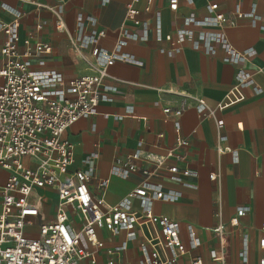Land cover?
<instances>
[{"label": "built area", "instance_id": "1", "mask_svg": "<svg viewBox=\"0 0 264 264\" xmlns=\"http://www.w3.org/2000/svg\"><path fill=\"white\" fill-rule=\"evenodd\" d=\"M22 1L44 6L34 0ZM109 1L101 3L106 5ZM140 1L126 3L125 19L140 27L141 32L122 25L112 50L99 44L107 30L100 26L98 17L83 12L77 15L76 33L70 36L71 48L86 63L89 72L73 78L46 66L47 56L54 51L51 43L33 42L27 37L21 44L19 30L24 13L1 4L13 19L0 18V33L5 35L3 40L0 38V264H208L203 253L193 254L205 246L198 229L188 225L186 242L179 222L154 208L158 201L177 202L182 193L165 190L151 179L153 175L162 171L174 181L196 186L185 181L191 174L188 168L165 165L167 158L183 161L186 155L169 151L166 158L147 157L155 162L152 169L140 165V150L116 157L111 175L128 179L141 173L143 178L115 204L93 194L92 179H97L103 190L110 182L109 177H96V166L92 165L90 170L71 168L76 155L67 136L69 130L82 117L100 113L101 104L109 100L108 93L118 90L105 83L107 68L116 61L143 65L135 55L124 51L131 41L149 40V21L139 18ZM154 1L148 0L144 11L149 12ZM179 4L180 0H169L174 11ZM256 6L244 12L237 5L235 16H228L220 10L218 2H208L204 17L193 18L191 26L184 25L167 34L162 30L161 13H155L157 39L173 42L171 48H162V52L172 56L189 46L215 56L221 49L223 61L237 67L236 83L227 93L226 101L217 107L209 106L202 97L175 92L183 96L181 104L165 107L163 111L166 115L174 114L177 132L181 129L179 117L186 109L193 107L223 127L225 120L217 116L218 110L243 101L244 89L262 93L254 73L244 66L256 55V49L235 48L225 32L226 26L247 19L252 27L264 33V16L257 12ZM48 8L55 14L56 29L67 30L63 18L65 4L60 2ZM37 28L43 29L44 23L39 22ZM127 112L133 113V107L128 106ZM219 139L224 141L227 136L221 134ZM100 143L98 134L95 144ZM177 144L181 147L189 142L178 138ZM226 151L230 149L219 148L221 153ZM26 157L36 161V167L25 166L22 160ZM88 158L95 162L99 152L94 151ZM210 177L214 179L217 174L211 173ZM244 212L243 208L238 209L231 224L239 225ZM33 227L38 228L37 237L26 235L27 229ZM204 230L218 239L217 246L208 249V257L219 264H228L229 234L225 224L220 222ZM258 246L261 252L257 264H264V223ZM251 252L250 236L243 234L238 251L240 264H252Z\"/></svg>", "mask_w": 264, "mask_h": 264}, {"label": "crops", "instance_id": "2", "mask_svg": "<svg viewBox=\"0 0 264 264\" xmlns=\"http://www.w3.org/2000/svg\"><path fill=\"white\" fill-rule=\"evenodd\" d=\"M39 6L22 0H0L20 9L24 15L19 30L20 41L31 37L33 42L46 41L52 44L54 51L46 58V66L62 71L67 78L84 75L89 72L86 63L71 48L70 36L76 33V19L81 12L94 14L100 26L107 30L106 37L99 44L112 50L116 44L122 25L141 32L140 27L125 19L126 3L130 0H110L102 5V0H34ZM218 2L220 10L228 16H235L236 6L250 12L256 4L257 12L264 16V0H193L188 3L180 0L177 11L170 9L169 0H155L149 12L144 11L148 0H141L137 7L142 9L139 18L150 24L147 42L131 41L124 51L141 61L136 65L116 61L107 68L105 83L117 87V91L108 93L109 100L101 104V112L87 115L77 121L67 136L75 147V162L72 169L94 171L96 177H109L105 190L98 187V180L90 181V188L96 197L104 198L115 204L121 200L142 178L141 173L122 179L110 174L116 157L126 156L140 150V165L150 169L155 162L148 158H166L169 151L186 155L178 161L171 157L165 165L178 164L188 168L191 174L185 181L196 186L190 187L183 182L174 181L160 174L151 179L165 190L175 189L182 193L177 202H155L157 213L169 215L181 226V236L188 241L189 224L198 229L205 246L193 254L203 253L208 264L212 261L207 251L217 246L218 239L204 229L220 222L225 224L229 240L228 264H240L238 251L243 234H249L251 243V263H258L260 249L258 237L264 223V33L252 27L247 19L237 25H228L225 32L230 43L239 50L253 47L256 55L245 63V67L254 73L256 83L262 93L255 94L252 89L243 90L244 100L223 110L217 111L224 118L223 127L216 121L200 114L195 108L186 109L179 117L180 132L175 130L173 113L166 115L165 107L179 106L183 96L189 93L202 97L211 107H217L226 101V95L236 83L237 67L223 61L224 51L219 49L212 56L187 46L182 52L170 56L161 49H169L173 42L158 40L155 34V13H161L164 34L174 33L178 27L191 26L193 18H202L207 14L206 4ZM60 2L65 4L63 14L67 30L59 31L55 27V14L48 6ZM0 18L11 21L13 15L0 7ZM44 23L39 30L37 24ZM0 38H5L0 33ZM128 106L133 113H128ZM120 115L118 119L115 117ZM241 123V127L239 126ZM101 137L96 146L95 139ZM221 134L227 139L220 141ZM178 138L187 139L189 144L179 147ZM230 151L219 152V148ZM99 152V158L92 162L89 155ZM148 157V158H147ZM216 173V178L210 174ZM244 209L239 225H232L231 219L238 209ZM53 209V207H52ZM189 258V255L186 256Z\"/></svg>", "mask_w": 264, "mask_h": 264}, {"label": "rangeland", "instance_id": "3", "mask_svg": "<svg viewBox=\"0 0 264 264\" xmlns=\"http://www.w3.org/2000/svg\"><path fill=\"white\" fill-rule=\"evenodd\" d=\"M22 162L24 163L25 166L36 167V165H37V162L32 161L29 157L24 158L22 160ZM26 235H28L30 237H37L39 235L38 228L37 227L28 228L26 231ZM84 264H87V262H84Z\"/></svg>", "mask_w": 264, "mask_h": 264}]
</instances>
